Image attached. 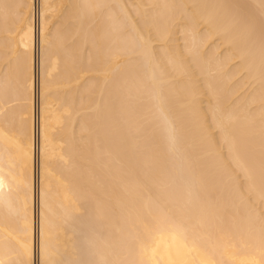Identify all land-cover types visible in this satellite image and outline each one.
I'll use <instances>...</instances> for the list:
<instances>
[{
  "label": "bare ground",
  "instance_id": "1",
  "mask_svg": "<svg viewBox=\"0 0 264 264\" xmlns=\"http://www.w3.org/2000/svg\"><path fill=\"white\" fill-rule=\"evenodd\" d=\"M0 264H264V0H0Z\"/></svg>",
  "mask_w": 264,
  "mask_h": 264
}]
</instances>
